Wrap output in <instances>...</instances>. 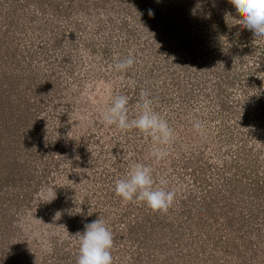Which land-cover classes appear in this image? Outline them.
Masks as SVG:
<instances>
[{"label":"rangeland","instance_id":"374dc122","mask_svg":"<svg viewBox=\"0 0 264 264\" xmlns=\"http://www.w3.org/2000/svg\"><path fill=\"white\" fill-rule=\"evenodd\" d=\"M142 89L174 130L160 161L100 118ZM133 162L167 213L115 195ZM98 218L113 264H264V36L228 0H0V264H75Z\"/></svg>","mask_w":264,"mask_h":264},{"label":"clouds","instance_id":"9594fccd","mask_svg":"<svg viewBox=\"0 0 264 264\" xmlns=\"http://www.w3.org/2000/svg\"><path fill=\"white\" fill-rule=\"evenodd\" d=\"M228 2L235 8L242 29L250 30L254 37L264 36V0ZM149 15H153L151 10ZM135 63V57L130 54L122 59L117 58L114 69L126 72ZM128 104L129 98L126 95L113 96L110 104L100 113L103 124L115 126L123 133L138 131L151 139L150 156L154 160L166 158L167 147L174 142V130L167 119L153 109L150 93L146 89L141 90L140 102L132 116L129 115ZM192 126L197 132L202 131L201 121L195 120ZM153 172V168L143 162L131 163L126 174L115 181V195L125 202L141 203L152 212L167 213L175 202L176 190L168 188V180L164 177L157 182ZM75 236L79 244L75 264H113L111 250L114 238L111 229L102 219L85 224L83 234L78 232Z\"/></svg>","mask_w":264,"mask_h":264}]
</instances>
